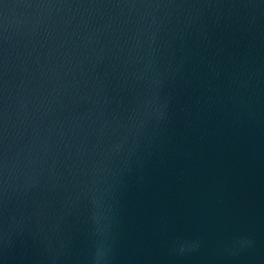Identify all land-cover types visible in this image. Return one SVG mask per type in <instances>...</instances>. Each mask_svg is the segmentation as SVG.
Returning <instances> with one entry per match:
<instances>
[{"label": "water", "instance_id": "obj_1", "mask_svg": "<svg viewBox=\"0 0 264 264\" xmlns=\"http://www.w3.org/2000/svg\"><path fill=\"white\" fill-rule=\"evenodd\" d=\"M0 264H264V0H0Z\"/></svg>", "mask_w": 264, "mask_h": 264}, {"label": "clouds", "instance_id": "obj_2", "mask_svg": "<svg viewBox=\"0 0 264 264\" xmlns=\"http://www.w3.org/2000/svg\"><path fill=\"white\" fill-rule=\"evenodd\" d=\"M191 251V250H194V249H192V248H190V247H188V248H185V251Z\"/></svg>", "mask_w": 264, "mask_h": 264}]
</instances>
